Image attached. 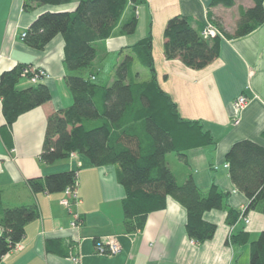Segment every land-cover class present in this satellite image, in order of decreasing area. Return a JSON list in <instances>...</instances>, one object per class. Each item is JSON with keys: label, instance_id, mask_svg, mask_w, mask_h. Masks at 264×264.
<instances>
[{"label": "crops", "instance_id": "1", "mask_svg": "<svg viewBox=\"0 0 264 264\" xmlns=\"http://www.w3.org/2000/svg\"><path fill=\"white\" fill-rule=\"evenodd\" d=\"M80 1L71 0L59 6L31 3V9L25 10V0H0V76L19 65L35 72L45 71L48 76L36 84L48 86L52 93L50 101L17 119L9 145L1 136L6 119L0 98L3 201L7 206L34 203L40 212V217L26 226L22 241L0 264H75L72 256L80 257L79 264H249L250 245H232L229 238L243 229L250 234V241L256 239L264 231V213L251 210L247 214L251 220L248 226L242 220L234 226L227 223L229 208L244 212L250 201L233 183L226 156L235 143L243 140L264 147V23L244 37L222 38L219 56L202 70H193L179 59L168 60L164 32L169 19L185 15L192 18L196 29L212 18L225 34L232 35L240 12L254 6V1L234 0L233 6L226 7L211 5L213 0H146L137 7L138 24L134 34H122L117 29L111 38L99 44L98 55L89 68L69 72L64 65L62 35L39 50L30 47L22 34L41 14L71 12ZM131 15L129 8L122 22L128 21ZM150 31L161 88L177 104L180 116L200 122L215 142L189 149L185 157L170 154L171 170L181 184L191 175L203 193L216 184L229 194L223 209L204 213V220L215 223L217 231L211 240L202 244L189 238L187 210L172 197L168 198L166 209L149 214L142 231L128 232L123 211L126 191L118 181L117 165L97 167L78 154L50 165L41 164L39 160L48 117L73 104L67 77L72 74L94 76L96 82L111 84L115 67L122 59L118 52L134 45ZM134 67L139 72L136 62ZM32 85L29 76L23 74L17 88ZM242 94L248 98V104L239 113L233 103ZM72 169L78 171L79 177L80 202L76 207L82 217L79 227L72 226L68 210L60 203L64 192L34 194L27 183L31 178ZM97 239L117 241L121 252L115 256L99 254Z\"/></svg>", "mask_w": 264, "mask_h": 264}, {"label": "trees", "instance_id": "2", "mask_svg": "<svg viewBox=\"0 0 264 264\" xmlns=\"http://www.w3.org/2000/svg\"><path fill=\"white\" fill-rule=\"evenodd\" d=\"M70 1L25 0L24 9L30 10L31 3L59 6ZM253 1L254 6L240 12L234 34H225L220 28L224 38L244 37L264 23V0ZM144 3L146 0H81L74 11L41 14L24 40L30 47L41 50L54 37L62 35L65 67L69 72L81 71L92 65L99 44L111 38L117 29L122 34L135 33L137 7ZM219 4L231 7L234 0H213L211 3L213 6ZM129 8L132 15L122 22ZM209 20L214 22L212 18ZM204 26L194 28L192 18L185 15L169 19L164 32L166 58L179 59L193 70L210 65L219 56L222 38L205 40L201 35ZM118 54L122 59L115 67V79L111 84L96 82L94 76L72 74L67 77L73 104L48 117L39 160L41 164L50 165L78 154L97 167L117 165L118 181L126 191L123 211L128 232L142 231L149 214L166 209L167 200L172 197L187 210L189 238L198 244L211 240L217 225L204 220L203 215L223 209L228 192L213 184L203 193L191 175L184 183H179L168 157L170 154L185 157L187 150L215 142L200 122L183 119L177 104L161 88L151 31ZM136 61L148 69L149 80H142L140 73L135 71ZM25 69L26 66L19 65L0 76V98L6 119L1 136L8 145L17 119L52 99L49 87L41 83L17 88ZM226 161L233 183L250 201L244 212L228 209L227 223L234 226L243 213L244 216L251 210L264 213V147L251 140L239 141L228 152ZM78 182V171L74 169L27 181L34 194L61 193L68 187L77 189ZM39 217L34 203L7 206L0 189V261L22 241L26 226ZM229 242L249 244V264H264V231L250 241V234L242 229L232 233Z\"/></svg>", "mask_w": 264, "mask_h": 264}, {"label": "built area", "instance_id": "3", "mask_svg": "<svg viewBox=\"0 0 264 264\" xmlns=\"http://www.w3.org/2000/svg\"><path fill=\"white\" fill-rule=\"evenodd\" d=\"M27 33H23L22 37L25 38ZM201 35L205 40H212L216 37L224 38L223 32L218 25L213 21H210L205 24L204 28L201 30ZM24 75L29 76L32 83L36 84L41 81L42 78L47 77L45 71H33L32 69L26 68L23 71ZM248 104V98L242 94L234 100V109L236 112H241ZM228 166V164L226 165ZM80 202V198L77 192V189L68 187L64 191V197L61 199L60 203L63 205L69 212L72 218V226L79 227L82 224V217L77 211L76 207ZM240 220L244 221L245 226H248L251 223V220L242 214ZM96 250L99 254H110L115 256L121 252L120 244L115 240L105 241L103 239L96 240ZM75 264L80 263L79 256L71 257Z\"/></svg>", "mask_w": 264, "mask_h": 264}, {"label": "rangeland", "instance_id": "4", "mask_svg": "<svg viewBox=\"0 0 264 264\" xmlns=\"http://www.w3.org/2000/svg\"><path fill=\"white\" fill-rule=\"evenodd\" d=\"M136 67L139 70V72L141 73L140 77L142 80L150 77V72L148 71V69L143 67L138 61H136Z\"/></svg>", "mask_w": 264, "mask_h": 264}, {"label": "clouds", "instance_id": "5", "mask_svg": "<svg viewBox=\"0 0 264 264\" xmlns=\"http://www.w3.org/2000/svg\"><path fill=\"white\" fill-rule=\"evenodd\" d=\"M229 166V165H228Z\"/></svg>", "mask_w": 264, "mask_h": 264}]
</instances>
